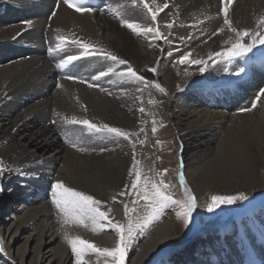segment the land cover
<instances>
[{"label": "bare ground", "instance_id": "bare-ground-1", "mask_svg": "<svg viewBox=\"0 0 264 264\" xmlns=\"http://www.w3.org/2000/svg\"><path fill=\"white\" fill-rule=\"evenodd\" d=\"M93 1L79 0L83 5ZM146 2L153 10L168 5L158 13L155 25L147 9L132 0H99L97 11L83 14L62 2L57 8L56 0H0V160L6 167L0 175V247L4 249L0 264H76L63 238L64 230L99 248L115 246L117 236L106 221L98 233L82 226L62 227L51 203V186L62 181L92 195L104 202L101 211L111 208L114 222L126 223L124 203L132 207L137 196L117 194L130 183L132 143L110 153L102 145L105 133L66 125L61 117L74 115L97 124L121 125L132 123V116L139 115L137 107L145 109L140 115H147L148 122L145 132L136 130L138 135L132 137L142 175L151 174L149 145L157 135L153 147L169 175L176 176L183 162L185 182L196 197L192 229L197 238L189 244L177 239L179 220L174 211L167 212L153 223L152 230L146 229L148 235L134 237L125 264H261L264 260V97L252 111H241L251 108L264 88V46L211 66L201 75L199 67L177 61L186 52L189 61L207 59L210 53L229 46L224 41L234 38V33L224 25L220 0ZM261 16L264 0H233L229 8V19L237 29L264 31L257 24ZM121 19L141 27L158 26L169 42L134 33L121 25ZM28 20L31 27L24 23ZM169 22L174 23L171 29L166 26ZM219 28L224 31L214 34ZM56 29L112 52L165 91L119 77L115 73L127 65L98 56H81L67 69L56 68L66 54L79 56L83 51L69 46L49 55V47L56 43ZM18 32L22 34L17 36ZM248 40L246 37L244 42ZM109 67L115 72L92 80ZM148 68H156V72ZM69 73L85 83L64 79ZM222 79L224 86L220 85ZM192 82L214 89L220 86L205 96L188 88ZM57 83L63 87L58 88ZM88 83L97 87H88ZM150 99L156 103L149 104ZM72 143L89 151H77ZM241 191L248 201L238 203L227 221L217 219L205 226L210 218L206 207L209 192L231 195ZM113 195H117L116 202ZM137 207L143 214V208ZM85 261L110 264L111 258L89 252Z\"/></svg>", "mask_w": 264, "mask_h": 264}, {"label": "snow or ice", "instance_id": "snow-or-ice-1", "mask_svg": "<svg viewBox=\"0 0 264 264\" xmlns=\"http://www.w3.org/2000/svg\"><path fill=\"white\" fill-rule=\"evenodd\" d=\"M61 2L66 5L68 8L73 9L77 13H92L97 11L96 8L83 5L79 0H56V7L59 8ZM132 3L135 5L137 3L143 5L144 9H147L150 14L151 21L153 25L156 24L157 15L160 11H163V8H167L168 5L165 3L163 8L157 6L155 10L149 6V3L146 0H132ZM222 7L220 12L224 16V25L227 26L228 31L234 33V38L230 37L228 40L224 41L225 44L229 45L228 47L222 49L219 52L210 53L207 59H192L188 60L190 53H184L180 56L177 63L184 64L186 62L192 65H198V71L203 75L211 66H214L223 61H230L237 57H244L248 53H251L253 49L258 46H264V31H252L249 29H237L233 27L232 22L229 19V8L233 4V0H220ZM104 11V9H99ZM56 12L53 11L51 16H55ZM51 18V17H50ZM207 19V17H206ZM28 27H31L32 21H24ZM202 21H197L196 24H200ZM257 24L260 28H264V16H261ZM121 25L131 29L134 33L143 34L147 36L152 34L154 39H165L167 37L159 31L158 26H146L141 27L138 23L131 22L129 20L121 19ZM169 29L174 26L173 22H169L166 25ZM58 34L55 36V45L49 47V55L59 54L64 52L69 46H73L83 51L80 55L66 54L63 58L56 63L55 67L58 69H67L70 65H73V62L80 59L81 56H98L113 62L117 65H127L124 71H121L117 74L119 77H128L130 79H135L145 84H152L159 91L164 92L165 90L160 86L159 83L155 81H148L142 75H139L128 62L124 59L119 58L112 52L106 51L105 49L96 48L95 45L82 41L79 37H75L74 34H69L68 36L64 35L60 29L55 30ZM224 28L217 29L218 34L223 32ZM22 33L18 32L16 35L20 36ZM249 37L248 42H244L245 38ZM209 61L211 63H209ZM147 71L155 73L156 68H148ZM243 71V69H241ZM115 69L109 67L107 72L100 71L99 75L92 77V80H99L101 77L107 76L109 73H114ZM239 75V73H237ZM67 80L78 81L80 83H85V81L80 80L78 77L67 74L63 77ZM58 88H62L63 85L57 83ZM88 87H97L93 83H88ZM101 91H106L101 88ZM139 90V89H138ZM264 97V88H261L257 93L255 99L252 101L251 108H244L241 111H252L257 106V101ZM149 104H155L156 101L149 100ZM81 107H84L81 105ZM87 109L85 108V111ZM141 113L145 112L143 107L139 108ZM56 116L60 117V113H55ZM63 123L66 125H81L83 130L89 133H108L114 134L116 137H123V139L132 143L133 147V156H132V166L128 171V175L131 178L129 184H125L124 189H122L117 195L125 196L135 193L137 196L136 200H132V207H129L128 203H124V216L126 218V223L120 221H115L114 218H110L111 208L107 211H101V207L104 202L99 199H95L92 195L86 194L81 191H77L69 186H66L64 182L57 181L51 186V203L57 209L58 214L61 218V225H75L82 226L86 229H89L93 233H98L104 230L105 224L107 222V227L114 230L117 240L115 246L112 248H99L95 244L82 239L79 235H70L67 230L63 232V238L67 243L68 247L71 249V253L75 257L76 264H86L85 256L89 253H96L104 257H110V264H125V258L127 256L128 250L132 246V241L138 233H143L148 229L154 222L160 220L162 215L168 209H176L175 215L177 219L182 220L183 225L187 228L192 219V213L197 207L196 197L193 195L191 190L188 188L185 177L183 175V162H180V170L177 173L179 185L183 190L182 199H174L170 187L164 182L163 179H160L158 182L153 180L150 177L142 175V170L139 167V161L135 157V143L132 142L131 137L137 136L138 133H130L124 131L117 127H111L106 123L97 124L88 119L78 118L76 116L70 117H61ZM55 123V121H52ZM155 120H153V133L156 132ZM16 131V129H13ZM141 132L143 129L140 130ZM141 143H143L141 141ZM159 143V141H158ZM72 147L76 148L77 151L85 152L89 149L79 147L75 143L71 144ZM105 149H101L104 151ZM6 171L4 161L0 160V175ZM167 172L165 169L163 172L156 173L157 176L163 177L164 173ZM117 195L112 196V201H117ZM248 195L241 191L231 195H217L213 194L209 197L208 203L206 205L208 212H213L215 209L220 208L222 205H235L237 203L243 204V202L248 201ZM140 201H143V214H140L137 205L140 204ZM264 236V232L261 233ZM3 247H0V252H3ZM105 264H109L108 261ZM261 264H264V260L261 261Z\"/></svg>", "mask_w": 264, "mask_h": 264}, {"label": "rangeland", "instance_id": "rangeland-1", "mask_svg": "<svg viewBox=\"0 0 264 264\" xmlns=\"http://www.w3.org/2000/svg\"><path fill=\"white\" fill-rule=\"evenodd\" d=\"M53 61L54 62L57 61V58L56 57L53 58ZM187 67L196 68V67H199V66L198 65H192V64L189 63V64H187ZM225 82L226 81H224V79H222V82L220 83V85L221 86H224L226 84ZM220 85H217V88L218 89H219L218 86H220ZM188 88L191 89V90H193V91L195 90V91L204 92V95L205 96H209L210 94H213V93H215L218 90L217 88L214 89V87H212V86L204 85V84H198V83L196 84L194 82H192L191 84H189ZM121 103L122 104H128L129 106H136V105H134L133 102L131 104V102L128 101V100H121ZM136 109H137V112H138L139 115H133L132 116V123H124V122H121V125H116V124H112V123H107L106 122V124H108L111 127L120 128V129H122L124 131H127V132H130V133H133V132L136 133V130H137V132L143 133V132L146 131V129L148 127V122H145V120H146L145 117H147V115H143V116L140 115L141 112L139 111V108L137 107ZM135 116H137V117L139 116L138 118H140V119H137V117H135ZM134 120H135V122H134ZM141 129H143L142 132L140 131ZM156 136L157 135H155L154 138L151 139L153 142L151 141L152 143L151 142H150L151 144L149 143L150 144L149 147H150V150H151L150 163L152 161L151 165H153V166H152V171H151L150 176L147 175V177L149 176L150 178H152L153 180H155L157 182L160 179H163L164 182L169 185L170 191L172 192V195H173V198L174 199H177V200L182 199L183 198V192H182V189H181V187L179 185V181H178L177 174H176V176H173L171 174L169 175L170 172L167 171V172L164 173L163 177H160V176H157L156 175V173L163 172L166 169V168L164 169L163 166L161 165L162 163H161V160H160V158L158 156V152L159 151L157 152L156 148L153 147L154 146L153 143H155ZM132 137H131V140H132ZM128 143H129V141L123 139V137H116L114 134L105 133V136L102 138V145H103V147L105 149L109 150L110 153H113L115 149H117V148L120 149L124 145L127 146ZM140 149H138V150H140ZM177 173H178V171H177ZM213 194L214 193L209 192L208 197L211 196V195H213ZM135 199H137V198H135ZM143 203H144L143 201H140V204L139 205L142 206ZM237 205H238V203L235 204V205H222L220 208L215 209L213 212H210L209 213L210 214L209 215L210 218H209V220L207 222L208 224H206L205 226L209 225V223H211L212 221L217 220V219H220V220H223L224 219V221H227L230 218V216L232 215V212L236 209ZM171 211H174V215H175L176 209H168V210L165 211V213L163 215H165L167 212H171ZM163 215H162V217H163ZM162 217L160 218V220H162ZM176 219H177V217H176ZM177 220H179V225L181 226V230H180V233L176 236V238L179 239L180 241L183 240L185 243L190 242L192 240V236H193V229L192 228H193V226L195 224L194 213H192V219H191L190 224H189V226L187 228L184 227L182 220H180V219H177ZM152 225L150 226L151 227V230L153 228ZM235 228H237V225L235 226ZM140 234L144 236V235H148L149 232L147 233V231L145 230L143 233H140Z\"/></svg>", "mask_w": 264, "mask_h": 264}]
</instances>
